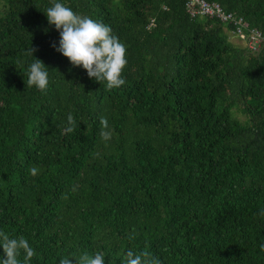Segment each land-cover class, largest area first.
<instances>
[{
	"label": "trees",
	"instance_id": "1",
	"mask_svg": "<svg viewBox=\"0 0 264 264\" xmlns=\"http://www.w3.org/2000/svg\"><path fill=\"white\" fill-rule=\"evenodd\" d=\"M205 1L264 34V0ZM0 2V231L29 241L30 264L96 252L125 264L128 249L264 264V48L232 46L185 0H59L125 45L126 83L109 90L53 47L52 0ZM31 46L46 92L26 86Z\"/></svg>",
	"mask_w": 264,
	"mask_h": 264
},
{
	"label": "clouds",
	"instance_id": "2",
	"mask_svg": "<svg viewBox=\"0 0 264 264\" xmlns=\"http://www.w3.org/2000/svg\"><path fill=\"white\" fill-rule=\"evenodd\" d=\"M45 14L49 24L54 25L60 33L59 46L53 44V47L74 67H82L89 78L101 84L106 82L109 90L120 88L126 83L122 77L127 65L126 47L119 37L113 34L109 25L77 14L59 0H52V5L46 9ZM35 51L37 49L31 46L25 55L34 57ZM27 77V87L34 86L41 92H46L49 86V70L41 60L34 57L33 62L28 66ZM67 124L64 131L73 132L76 121L71 114L67 116ZM100 124L101 139L105 142L111 140L112 132L109 130L107 117L101 116ZM29 171L32 176L39 173L36 166H32ZM0 245L6 257L0 259V264H30L36 255L34 248L24 236L11 238L9 234L0 231ZM75 261L76 264H105L101 252H96L94 256L84 253ZM59 264H73V260L62 258ZM125 264H161V261L148 251L135 252L128 249L125 254Z\"/></svg>",
	"mask_w": 264,
	"mask_h": 264
},
{
	"label": "built area",
	"instance_id": "3",
	"mask_svg": "<svg viewBox=\"0 0 264 264\" xmlns=\"http://www.w3.org/2000/svg\"><path fill=\"white\" fill-rule=\"evenodd\" d=\"M187 14L191 18L206 17L219 21L248 51L258 52L264 48V34L258 29L249 28L243 18L234 13L225 12L217 3L205 0H185ZM153 25V21L150 26Z\"/></svg>",
	"mask_w": 264,
	"mask_h": 264
},
{
	"label": "rangeland",
	"instance_id": "4",
	"mask_svg": "<svg viewBox=\"0 0 264 264\" xmlns=\"http://www.w3.org/2000/svg\"><path fill=\"white\" fill-rule=\"evenodd\" d=\"M3 11V5L0 2V16L1 13ZM227 38H228V42L232 45V46H237L238 48H244L243 45L234 37L229 36L228 34ZM235 117L240 120L241 122H244L246 120V117L244 115H242L241 113L235 112Z\"/></svg>",
	"mask_w": 264,
	"mask_h": 264
},
{
	"label": "crops",
	"instance_id": "5",
	"mask_svg": "<svg viewBox=\"0 0 264 264\" xmlns=\"http://www.w3.org/2000/svg\"><path fill=\"white\" fill-rule=\"evenodd\" d=\"M226 34H228L229 36H231L226 30H225ZM232 37V36H231Z\"/></svg>",
	"mask_w": 264,
	"mask_h": 264
}]
</instances>
